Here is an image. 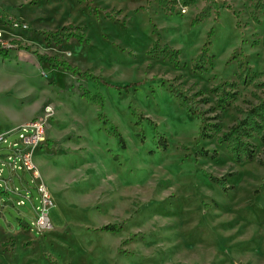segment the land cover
I'll return each instance as SVG.
<instances>
[{
    "label": "rangeland",
    "instance_id": "rangeland-1",
    "mask_svg": "<svg viewBox=\"0 0 264 264\" xmlns=\"http://www.w3.org/2000/svg\"><path fill=\"white\" fill-rule=\"evenodd\" d=\"M0 35L53 202L32 238L35 183L2 210L0 264H264V0H0Z\"/></svg>",
    "mask_w": 264,
    "mask_h": 264
},
{
    "label": "built area",
    "instance_id": "built-area-1",
    "mask_svg": "<svg viewBox=\"0 0 264 264\" xmlns=\"http://www.w3.org/2000/svg\"><path fill=\"white\" fill-rule=\"evenodd\" d=\"M12 133L18 134L17 141L9 145L7 144L9 148L13 149V155L8 157L0 156V173H2V168L4 167L3 161L8 160L9 163L7 164L12 173L19 170L30 175L32 182L35 183L36 191L39 194L40 203L36 208L35 220L31 226V230L37 234H42L52 228L49 210L53 206V202L33 162V153L45 142L46 124L42 119L34 118V120L22 124L9 133L0 135V146L6 144L7 137ZM1 189L0 186V191ZM11 190L14 189L8 185L3 187L5 193ZM18 204L22 205L23 202L19 201Z\"/></svg>",
    "mask_w": 264,
    "mask_h": 264
},
{
    "label": "crops",
    "instance_id": "crops-1",
    "mask_svg": "<svg viewBox=\"0 0 264 264\" xmlns=\"http://www.w3.org/2000/svg\"><path fill=\"white\" fill-rule=\"evenodd\" d=\"M27 122H25V123H27ZM21 125L22 124H20L19 126H21ZM19 126L11 127L7 130H4L3 132L0 133V135L5 134V133H9L10 131L18 128ZM12 155H13V149L9 148L8 145H6V147H2V146L0 147V156L8 157V156H12ZM3 163H4V167L2 168L3 169V172H2L3 177H0V186L2 188L0 191V216L2 214L3 209H8L9 207H13L14 205H16V203L21 201V199L23 197H25L28 200H32L30 198L31 193H29L31 191L30 186L32 185V180H31L30 176L27 177V173H23L22 171H19V170H16L14 173H12L10 170V167L7 164V163H9L8 160L3 161ZM45 180L47 182H50L47 178H45ZM6 185L10 186L14 190H11L8 193H5L3 191V187ZM51 187L53 188V186H51ZM48 188H50V187L48 186ZM47 190H49V189H47ZM36 208H35V210H36ZM20 225L23 228V230H20L19 232H14V233L20 234V233H23L25 231H28L30 237L32 238L31 234L33 233V231L31 230V228H29V227L25 228V225L22 223H20ZM5 232L6 231L0 227V233H5ZM6 233H8L9 235H12L10 232H6Z\"/></svg>",
    "mask_w": 264,
    "mask_h": 264
},
{
    "label": "trees",
    "instance_id": "trees-1",
    "mask_svg": "<svg viewBox=\"0 0 264 264\" xmlns=\"http://www.w3.org/2000/svg\"><path fill=\"white\" fill-rule=\"evenodd\" d=\"M201 17H207L206 15V11H203V13L200 15ZM196 22V19L194 21V23ZM37 60L39 62H46L47 64L51 65L54 68H61L63 69L65 72L71 73L73 76H77L80 78H89V75L87 74H81L77 69L70 67L66 62H60L55 58H48V57H44V56H39L37 55ZM128 88V87H125ZM188 112L193 114L192 111H190L189 108H187ZM208 131V127H204L202 129V136L207 137V133L206 131ZM216 157V152H213V154L211 155V158H215ZM246 161H251L252 160V156L250 155V153H246ZM237 162H240V160H236ZM215 181V180H214ZM102 231L105 232H111V233H115L117 231L116 227L114 225H106L104 227L101 228Z\"/></svg>",
    "mask_w": 264,
    "mask_h": 264
}]
</instances>
